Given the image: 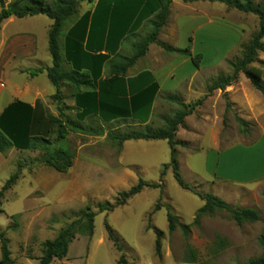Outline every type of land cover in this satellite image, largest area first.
<instances>
[{"label":"rangeland","instance_id":"374dc122","mask_svg":"<svg viewBox=\"0 0 264 264\" xmlns=\"http://www.w3.org/2000/svg\"><path fill=\"white\" fill-rule=\"evenodd\" d=\"M173 1L186 6L181 12L173 8V16L185 13L205 17L207 24L185 23L181 36L168 38L175 36L170 30L177 28L169 14L157 42L150 44L145 54L152 68L168 65L165 69H132L131 73L160 71L163 90L172 87L174 91L168 94L176 95L178 103L164 99L167 94L162 93L145 119L106 123L91 118L77 131L66 124L68 119L76 121L70 86L63 84L56 100V90L45 73L36 78L27 73L35 69H11L15 65L10 55L17 53L20 59L33 48L40 62L29 64L32 68L42 67L41 61L49 54L51 21L44 16L20 20L12 17L1 24L0 112L13 100L30 104L39 93L37 104L42 119L49 113L65 125V138L57 141L54 149L68 148L74 153L72 168L65 173L41 164L39 152L13 148L0 153V191L17 176L0 198V232L9 241L13 264H39L42 244L54 240L62 229L78 220L79 212L86 207L95 213L93 235H76L66 258L54 259L51 264H190L186 262L189 249L195 252V264H240L260 256L258 242L264 239V96L243 73L237 74L235 82L224 90H213L216 81L235 75L234 63L241 58L243 46L259 32V20L219 2ZM252 3L264 9V0ZM8 4L6 1L0 5V12ZM79 7L78 11L81 4ZM151 31L152 26L146 22L140 32L128 34L125 42L138 44ZM189 31L190 40L183 36ZM161 45L189 48L192 55L201 56L199 67L190 60L181 64L182 59ZM124 51L130 54L127 48ZM251 66L261 71L264 81V50L257 53ZM179 104L195 107L176 134L177 162L188 190L177 184L171 168L164 169L171 162L166 141L131 140L119 144L108 137L110 131L125 134L142 131L146 125L162 128L164 120L179 110ZM43 127L47 134L50 125L45 123ZM51 137L55 140V135ZM139 181L147 185L139 194L112 212H99V204L114 205L121 193L129 192ZM206 194L231 209L255 210L259 221L237 224L229 212L220 210L201 215L199 224L190 226L187 238L180 229L170 234L168 212L180 224L191 225L205 204L202 196ZM106 227L117 237L120 250L109 240ZM156 230L163 233L160 257L155 253ZM220 243L223 247L215 253Z\"/></svg>","mask_w":264,"mask_h":264},{"label":"trees","instance_id":"16d2710c","mask_svg":"<svg viewBox=\"0 0 264 264\" xmlns=\"http://www.w3.org/2000/svg\"><path fill=\"white\" fill-rule=\"evenodd\" d=\"M6 1H9V4L7 7H3L0 12V28L4 21L12 17L20 20L24 18L44 16L52 22L48 31L47 39L48 52L52 59L53 66L51 68L30 70L27 72L29 76L37 77L38 75L45 73L49 83L56 90V94L53 97L56 100L60 98L59 88L63 84H67L72 88L74 96L82 95L88 97L95 95L97 90L95 83L96 80L99 79V75L94 77L84 71L63 69L65 60L60 43V39L63 36V27L76 16L79 5L82 3H92L94 0H0V5H3ZM152 1L155 8L147 14V17L152 16L148 20V24L152 26V31L142 42L132 46V54L129 57L116 54L111 62L108 77L101 83V86L107 84L111 87V89H108L107 91L101 88L100 91L102 94L105 92L108 96L112 97L110 102L103 103L99 109V118L103 122L108 123L114 120L134 118V114L139 113L141 110L148 113L157 97L158 86L153 84L150 89L138 92L132 97L129 102V109L126 110L121 106L118 90L120 83H122L123 79L127 76L129 69L134 66L139 59L145 56L150 44L157 42L160 31L167 24L173 0ZM199 1L219 2L225 4L228 8H233L246 14H253L258 18L259 32L252 37V40L247 45L243 46L241 58L234 63L235 75L230 78L219 79L216 81L213 85V90H224L225 87L231 86L235 82L237 74L243 73L254 89L264 96V81L261 79V71L251 66L255 62L257 53L264 50V44H261V40L264 37V9L253 5V0H245L244 3H239L235 0H182L184 4ZM81 25L82 22L79 27H84ZM112 32L120 39L127 34L126 30L119 32V29L115 27H112ZM161 46L168 53L177 55L178 59L190 60L195 67H199L201 56L192 55L189 48L179 50L171 46ZM164 99L178 103L176 95L167 94ZM36 107L39 108L38 104ZM179 107V110L174 113L172 118L164 120V126L162 128L153 129L146 125L142 131L128 132L125 134H117L110 131L108 132V137L117 140L119 144L131 140L166 141L171 149V162L167 167H164V169L171 168L177 184L181 188L188 190L181 177L180 168L177 162L176 147L179 143L176 140V134L179 127L183 125L184 119L192 113L195 107L193 105L183 104H179ZM35 108L16 101L4 109L0 115V153L5 154L13 148L18 151L39 152L42 154L39 159L41 164L58 173H65L72 168L74 153L68 148L59 147L54 149L57 141L59 142L65 138V125L51 114L46 113L44 116L46 122H44V119L36 121L34 125L36 132H34L33 120L36 113ZM82 110L83 115L81 119L76 117V121L70 119L66 120V124L70 130L77 131L81 128L80 124L87 118L98 116L90 113L88 110L86 111V109ZM45 123L50 125L47 134L43 131ZM52 134L55 135V140L52 139ZM16 180V175L9 179L0 191V198L3 195V192L14 185ZM146 186L147 185H145L143 181H139V183L132 187L129 192L121 193L119 199L114 205L109 203L99 204V212H112L115 208L124 205L129 198L139 194ZM202 199L205 204L198 211L197 216L194 218L191 225L180 224L178 219L168 212L167 221L170 234L174 233L176 229H180L183 236L187 238L190 232V226H197L201 215L213 214L215 211L220 210L229 212L232 219L237 224L245 222L255 223L259 221V216L253 209H231L222 200L217 199L210 194L202 196ZM94 218L95 213H93L89 207L80 211L78 220L62 229L54 240L45 241L42 244V256L38 259L39 264H51L54 259L62 260L66 258L69 245L76 235H86L88 237L93 235ZM106 228L109 240H111L118 250H120L117 237L109 227ZM155 235V253L160 257L161 238L163 233L156 230ZM258 243L261 249L260 256L240 264H264V239L260 238ZM222 247L223 243H220L219 247L214 249V252H219ZM0 254V264H13L9 250V241L5 238L4 233L2 232H0ZM186 262L190 264L196 263V255L192 249H189L187 253Z\"/></svg>","mask_w":264,"mask_h":264},{"label":"crops","instance_id":"0c3cea01","mask_svg":"<svg viewBox=\"0 0 264 264\" xmlns=\"http://www.w3.org/2000/svg\"><path fill=\"white\" fill-rule=\"evenodd\" d=\"M185 7V5L179 2L173 1L170 9V16L171 19H174V24L177 26V28L170 30L171 35L174 34L175 36L167 35L168 38L176 37V35L181 36L185 23L193 22L197 24V22H205V24H207L205 17H195L185 13L179 15L176 14L178 15L176 17L172 15L173 8H176L178 12H181L184 11ZM154 8L155 5L152 0H95L92 3L81 4V9H79L76 16L69 23V25L65 27L63 30V36L60 39L62 53L65 60L63 69L84 71L93 75L94 77L99 75V79L96 80L95 83L97 89L95 95L88 97L82 95L74 96L72 93L71 105L74 109L75 117L81 119L83 115L82 109H86V111L88 110L90 113L98 115L97 117H89L86 120L91 118L100 119L99 109L101 105L112 100V97L108 96L107 93L104 92L102 94L100 91L101 88L106 91L111 89V87L107 84L101 86V83L108 77L111 62L113 61L116 54L125 57H129L132 54L133 44H126L125 42L128 38V34H137L140 32L146 25V22H148V20L152 17H147L148 12L154 10ZM81 22V26L84 27H79ZM51 25L52 22L49 25V29ZM112 27L118 28L119 32L126 30L127 34L125 37L120 39L117 35L113 34ZM200 31L201 30H199V32ZM199 32L197 34H199ZM191 34V31H189L183 36H185V39L190 40ZM32 43L34 44L35 41ZM126 48L130 50V54L124 51ZM146 56L139 59L135 65L129 69L127 76L125 79H123V82L120 83L118 87L120 94L119 99L121 100V106L123 109L128 110L131 98L134 97L138 92L150 89L153 84L158 86V94L151 106V111L162 93L168 94L169 92L174 91L172 87H168L167 90H163V86L160 82V71L150 72L149 70H141L136 75H132V69H165L164 67L168 65L165 64L161 68L156 65L154 68H152L153 63L147 62ZM10 58L14 60L13 63L15 65L13 68L11 67V69H39L32 68L30 66L31 64H29V61L40 62L38 59L39 53H37L34 48L32 51L24 52L20 59L17 53L10 55L9 60ZM186 62L187 60L182 59L181 64H185ZM41 64V68H51L53 66V62L49 54L45 55V59L44 61H41ZM149 65L152 66L149 67ZM171 75L172 73L170 76ZM167 79L168 78H165V81ZM40 97V94L37 93L36 96L33 97V101L30 104L19 100H13L2 109L0 115L6 107L16 101L25 103L30 107L35 108ZM39 110V108H35L36 113L33 120V126L35 125L36 121L42 120V113ZM146 113V111L141 110L139 113L134 114V118L136 117L145 119ZM151 117L152 113L151 116H149V120ZM130 119L132 118H128L126 120ZM148 122L146 124H148ZM33 131L36 132L35 126Z\"/></svg>","mask_w":264,"mask_h":264}]
</instances>
